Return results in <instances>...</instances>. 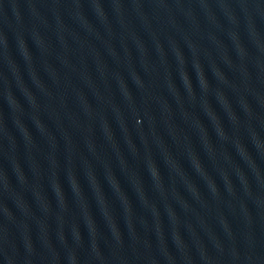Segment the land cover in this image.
<instances>
[{
    "label": "water",
    "instance_id": "1",
    "mask_svg": "<svg viewBox=\"0 0 264 264\" xmlns=\"http://www.w3.org/2000/svg\"><path fill=\"white\" fill-rule=\"evenodd\" d=\"M0 264H264V0H0Z\"/></svg>",
    "mask_w": 264,
    "mask_h": 264
}]
</instances>
